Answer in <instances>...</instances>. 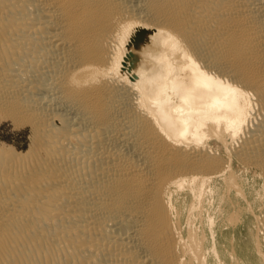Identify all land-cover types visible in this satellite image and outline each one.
<instances>
[{"label":"bare ground","instance_id":"obj_1","mask_svg":"<svg viewBox=\"0 0 264 264\" xmlns=\"http://www.w3.org/2000/svg\"><path fill=\"white\" fill-rule=\"evenodd\" d=\"M0 123L29 139L0 137V264H264V0H0ZM222 191L249 255L217 237Z\"/></svg>","mask_w":264,"mask_h":264},{"label":"rangeland","instance_id":"obj_2","mask_svg":"<svg viewBox=\"0 0 264 264\" xmlns=\"http://www.w3.org/2000/svg\"><path fill=\"white\" fill-rule=\"evenodd\" d=\"M0 137H5L7 139V143L9 144L17 141L23 143L27 140L29 141L28 133H20L12 130L9 123H0ZM242 181L248 186V192L252 198L255 199L256 202H260V193L264 190L263 178L253 170H248V172L242 176ZM220 196L225 197L226 200L220 204V208L218 207L216 212V214H218L216 215L217 221L219 222V224H217V237L225 244V248L227 247L229 249L233 244H235L239 256L249 255L246 253H249L250 250L252 253V250L254 249L253 240L256 233L255 217L248 210V206L245 201L241 200V205L236 202L233 204L228 197H226L224 191H222ZM216 206H218V203H216ZM232 215L238 217L233 224H231L228 219ZM221 221H224V223ZM251 256H253L250 257L252 263H257V261H255V255ZM245 259L246 257H241L240 260H244L246 263L247 259Z\"/></svg>","mask_w":264,"mask_h":264},{"label":"water","instance_id":"obj_3","mask_svg":"<svg viewBox=\"0 0 264 264\" xmlns=\"http://www.w3.org/2000/svg\"><path fill=\"white\" fill-rule=\"evenodd\" d=\"M155 33V30L142 26L135 27L129 32L130 36L125 42L123 73H130L132 78L142 75L141 72L147 75L151 68L149 62L151 56L147 54H155L156 49L153 45L159 44L153 40Z\"/></svg>","mask_w":264,"mask_h":264}]
</instances>
